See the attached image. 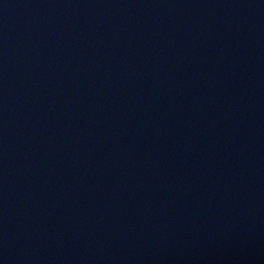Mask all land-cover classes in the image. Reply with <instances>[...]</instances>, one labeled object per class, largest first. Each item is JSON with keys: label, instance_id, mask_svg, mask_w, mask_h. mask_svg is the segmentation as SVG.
Returning a JSON list of instances; mask_svg holds the SVG:
<instances>
[{"label": "water", "instance_id": "1", "mask_svg": "<svg viewBox=\"0 0 264 264\" xmlns=\"http://www.w3.org/2000/svg\"><path fill=\"white\" fill-rule=\"evenodd\" d=\"M0 264H264V0H0Z\"/></svg>", "mask_w": 264, "mask_h": 264}]
</instances>
